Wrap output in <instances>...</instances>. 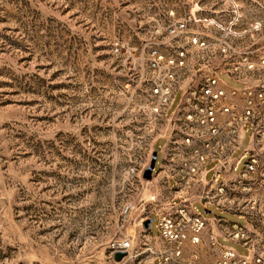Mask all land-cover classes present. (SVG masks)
Instances as JSON below:
<instances>
[{
	"label": "rangeland",
	"instance_id": "374dc122",
	"mask_svg": "<svg viewBox=\"0 0 264 264\" xmlns=\"http://www.w3.org/2000/svg\"><path fill=\"white\" fill-rule=\"evenodd\" d=\"M0 0V264H130L112 243L150 216L134 173L149 52L173 48L167 27L189 13L264 19V0ZM198 7L204 8L198 11ZM226 12H224V11ZM228 13V14H227ZM228 86L243 84L219 71ZM181 92L169 109L173 111ZM249 130L235 151L248 160ZM156 170L160 167V147ZM214 163L207 166L211 180ZM129 208V210H128ZM196 201L194 209L246 224ZM128 210V212H127ZM157 218L151 231L158 234ZM241 254L238 242L218 236Z\"/></svg>",
	"mask_w": 264,
	"mask_h": 264
},
{
	"label": "built area",
	"instance_id": "2783aa9c",
	"mask_svg": "<svg viewBox=\"0 0 264 264\" xmlns=\"http://www.w3.org/2000/svg\"><path fill=\"white\" fill-rule=\"evenodd\" d=\"M224 3L230 13L229 0ZM235 7L234 16L222 19L195 13L176 19L167 27L176 39L173 48L149 52L156 78L144 98H130L143 120L135 141L143 154L132 171L143 174L159 151L156 143L165 139L160 167L155 165L153 174L165 173L174 182L178 200L150 212L158 216L155 247L147 244L145 218L141 237L138 233L112 243L125 258L149 252L152 264H203L210 254L212 264H264V19ZM219 71L243 87L223 85ZM178 91L181 98L169 113ZM249 130L248 160L239 171L242 158L234 153ZM149 199L157 201L155 194ZM196 201L244 217L247 223L207 217L194 209ZM218 236L238 242L247 254L220 243ZM187 244L194 247L188 262L182 260Z\"/></svg>",
	"mask_w": 264,
	"mask_h": 264
},
{
	"label": "crops",
	"instance_id": "0c3cea01",
	"mask_svg": "<svg viewBox=\"0 0 264 264\" xmlns=\"http://www.w3.org/2000/svg\"><path fill=\"white\" fill-rule=\"evenodd\" d=\"M223 85H227V84H225L223 82ZM148 187L150 188V194L156 195V198H157L156 199L157 200L156 205L161 207V208L165 207L167 204H169L171 202H176L178 200L177 199L178 193L176 191V186L172 180L166 179L165 173H160V174L154 173L153 178L150 179L148 182ZM152 217H155L158 219V216L154 213L149 217H145L144 221L146 219L152 218ZM136 225L137 226L134 227V231H131V228L133 225L131 224L129 226L127 236L134 235L137 237L136 234H138L140 232V229L138 227V224H136ZM139 234H140L139 237H141L142 234L141 233H139ZM144 235L147 238V244L150 247H155L156 246L155 237H157L158 234L157 235L153 234L151 229H147L146 234H144ZM143 242H144V239H143ZM141 245H142V243H139L140 247H141ZM193 249H194V247L191 244H187L185 247V250H184L182 260L187 261V262L192 261ZM131 262L132 263H130V264H152L153 256L149 252H145L138 257L131 258ZM161 262H162L161 260L157 261V263H160V264H161ZM212 262H213V257L210 254H205V257L202 260V263L203 264H212Z\"/></svg>",
	"mask_w": 264,
	"mask_h": 264
},
{
	"label": "water",
	"instance_id": "95a60500",
	"mask_svg": "<svg viewBox=\"0 0 264 264\" xmlns=\"http://www.w3.org/2000/svg\"><path fill=\"white\" fill-rule=\"evenodd\" d=\"M157 156H158V152L155 151L153 154V158H152L150 165L145 169V171L143 173V177L147 180H150L153 178V171H154V168L156 165ZM205 212H206V214H209L212 212V210L205 208ZM154 220H155V217L146 219L143 222L144 227L147 229H150ZM125 256H126V253L122 252V251H118L115 253V257L117 260H122Z\"/></svg>",
	"mask_w": 264,
	"mask_h": 264
}]
</instances>
